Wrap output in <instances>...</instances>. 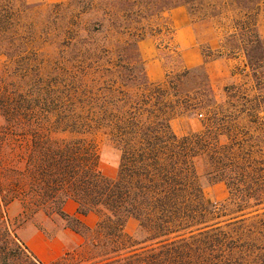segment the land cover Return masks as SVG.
Segmentation results:
<instances>
[{"label":"trees","instance_id":"obj_1","mask_svg":"<svg viewBox=\"0 0 264 264\" xmlns=\"http://www.w3.org/2000/svg\"><path fill=\"white\" fill-rule=\"evenodd\" d=\"M29 2L0 0V55L12 62L34 42L29 33L30 39L21 35ZM196 2L202 7L206 0H68L65 8L74 27L64 33V109H25L0 88L5 99L1 264H42L25 255L17 236L19 227L35 222L40 213L85 236L83 244L50 264H264V214L245 213L228 223L211 219L223 207L208 203L198 170L202 161L211 183H225L229 199L224 208H250L252 196L264 189V168L253 157L250 129L240 127L234 108L225 112L216 101L204 65L153 83L140 55L139 44L151 32L173 39L168 24L153 27L150 22L171 6L194 8ZM262 8L257 3L249 21L239 23L246 69L260 96L264 39L257 16ZM88 15L98 17L81 22ZM197 80L199 86L190 89ZM202 110L208 115L201 132L180 137L173 131L175 118ZM243 128L249 136L241 140ZM99 134L120 156L113 179L100 170ZM69 199L78 204L80 215H98L95 227L66 213ZM14 202L22 212L19 223L12 224L3 217ZM130 218L138 221L142 239L126 232Z\"/></svg>","mask_w":264,"mask_h":264},{"label":"rangeland","instance_id":"obj_2","mask_svg":"<svg viewBox=\"0 0 264 264\" xmlns=\"http://www.w3.org/2000/svg\"><path fill=\"white\" fill-rule=\"evenodd\" d=\"M67 2L68 0H30V10L22 16L24 31L21 35L30 39L27 35L29 33L34 42L26 44L23 56L13 62L5 55H0L1 92H10L12 101L16 100L25 109H64L62 103L66 77L65 61L62 56L64 33L70 27H74L70 25V12L65 8ZM257 3L263 5L262 11L257 16V29L264 39V0H206L202 7L200 4L197 5V2L194 8L182 4L169 7L161 18H155L150 23L153 27H156L157 23L168 24L173 39L170 40L169 36L161 39L158 33L151 32V35L140 42L139 51L148 80L153 83L164 81L170 73L172 75L198 67H185L181 56L182 47L176 39L178 23L174 21L173 14L177 13L176 18L179 21L181 16L175 10L183 8L187 11L197 47L203 58L201 65L207 69L214 97L223 106L225 112L234 108L240 116L238 120L240 127L250 129L253 157L261 161L264 168V94L259 95L256 82L250 70L246 69L247 58L242 50L244 42L239 27L240 22L249 21L248 15ZM97 17L84 16L81 22L90 23ZM250 36L252 37V34ZM101 79L107 80L106 77ZM125 81L123 78L119 80L123 90L126 88ZM200 83V80L190 83L189 88L194 89ZM89 85L93 86L92 81ZM227 87H236V91L232 92L231 88L229 92ZM2 93H0V125L4 123L1 104L5 99ZM50 93L53 97L51 99L48 98ZM207 115L205 110L187 113L175 118L171 127L180 137L197 134L203 130ZM245 129L239 130L241 140L249 136ZM95 141L101 153V172L108 178H115L119 168V153L108 145L102 134L96 136ZM226 141V137H223L222 142ZM198 170L203 179L208 203L224 208L229 199V191L225 183H211L205 176V166L202 161L198 162ZM223 208L216 217L210 216L211 219L228 223L242 219L241 215L245 213L262 215L264 189L252 196L250 208L240 211H229L227 208H224L226 210L224 211ZM21 212V204L14 202L3 218L9 219L12 224L19 223ZM80 219L86 227H95L99 217L91 212L82 215ZM36 232L41 233L42 236L35 235ZM126 232L136 239H142L139 223L134 218L127 221ZM75 235H78V238ZM17 236L25 255H28L30 260H34L35 257L42 264L52 262H43L37 254L47 253L59 256L61 259L67 251L77 248L85 241L83 233L72 228L62 229L60 224L49 220L44 213H40L35 222L28 221L21 225L17 230Z\"/></svg>","mask_w":264,"mask_h":264},{"label":"crops","instance_id":"obj_3","mask_svg":"<svg viewBox=\"0 0 264 264\" xmlns=\"http://www.w3.org/2000/svg\"><path fill=\"white\" fill-rule=\"evenodd\" d=\"M175 11L179 12L181 16L178 21L176 18L177 13L173 14L174 21L178 23V31H177L176 39L177 42L182 47L181 56H182L183 64L187 68L200 66L201 64H203V58L197 47V41L195 38L194 30L189 20V15L187 14V11H185L183 8L176 9ZM64 210L66 211V213H68L71 216H78L82 218V215L78 213V204L72 199L66 201L64 205ZM35 235L42 236V234L39 232H36ZM75 237L78 238V235H75ZM42 238L43 240H45L44 237ZM37 255L43 262H47V263L59 259V256L56 257L54 255H48L47 253H43L42 255L39 254Z\"/></svg>","mask_w":264,"mask_h":264}]
</instances>
